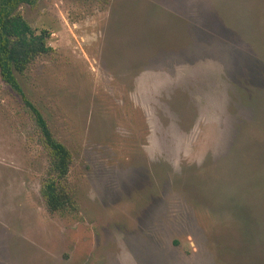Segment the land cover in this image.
<instances>
[{
  "label": "rangeland",
  "instance_id": "rangeland-1",
  "mask_svg": "<svg viewBox=\"0 0 264 264\" xmlns=\"http://www.w3.org/2000/svg\"><path fill=\"white\" fill-rule=\"evenodd\" d=\"M14 73L70 152L76 211L0 78V264H264V0H37Z\"/></svg>",
  "mask_w": 264,
  "mask_h": 264
},
{
  "label": "trees",
  "instance_id": "trees-1",
  "mask_svg": "<svg viewBox=\"0 0 264 264\" xmlns=\"http://www.w3.org/2000/svg\"><path fill=\"white\" fill-rule=\"evenodd\" d=\"M37 0H0V78L18 93L29 111L45 149L49 168L42 183L40 195L48 211L63 214L76 211L64 185L71 164L68 149L51 133L39 110L24 96L14 76L22 74L36 57L48 53L49 33L41 30L35 34L29 24L17 12L19 6H34Z\"/></svg>",
  "mask_w": 264,
  "mask_h": 264
}]
</instances>
